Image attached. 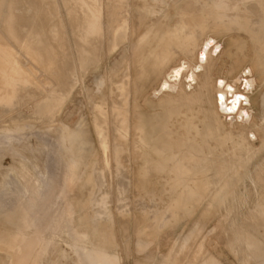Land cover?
<instances>
[{"label":"rangeland","instance_id":"1","mask_svg":"<svg viewBox=\"0 0 264 264\" xmlns=\"http://www.w3.org/2000/svg\"><path fill=\"white\" fill-rule=\"evenodd\" d=\"M0 17V83L25 94L0 102V264H264L243 212L264 193V0H0ZM123 75L117 150L92 129ZM191 145L204 166L181 167Z\"/></svg>","mask_w":264,"mask_h":264},{"label":"bare ground","instance_id":"2","mask_svg":"<svg viewBox=\"0 0 264 264\" xmlns=\"http://www.w3.org/2000/svg\"><path fill=\"white\" fill-rule=\"evenodd\" d=\"M29 12V11H28ZM3 15V14H2ZM2 17V16H1ZM0 17V21H1V18ZM31 21H30V19H22V20H20V25L21 24H27V23H30ZM0 27H1V24H0ZM6 31V30H5ZM18 31V30H17ZM38 31H40L41 32V36L35 41V43H36V45H39L40 46V48H44V47H46V45H47V39H46V35H45V32H43L42 30H39L38 29ZM8 34V36L9 37H11V35L9 34V33H7ZM49 34V33H48ZM160 35V34H159ZM2 38L3 37H1L0 38V46H2V45H4V42L5 41H2ZM94 37L92 36L91 37V39H93ZM119 34L117 33L116 34V37H115V40H114V42H113V44L115 45V43H117V40H119ZM142 41H144V42H146L145 41V39L144 38H141V42ZM13 42V41H12ZM30 42V41H29ZM14 43V42H13ZM27 43V42H26ZM22 44V43H21ZM24 44V43H23ZM29 44V43H28ZM6 47H7V45H5ZM23 46H25V45H23ZM31 46V45H30ZM30 46H28V47H30ZM9 47V46H8ZM11 48L13 47V46H10ZM27 47V48H28ZM100 47V46H99ZM2 48H3V46H2ZM5 48V47H4ZM16 48V47H15ZM21 48V47H20ZM97 48V44L96 43H94L93 44V46H90V48H84V52H83V54H81V57H80V60H81V64L79 65V67H81V69H87V68H89V67H91V66H94V65H96V64H99V62H100V60H102V59H100L101 57V55L98 53V50L96 49ZM0 49H1V47H0ZM6 49V48H5ZM4 49V51H6ZM10 49V48H9ZM13 49V48H12ZM29 50H31V47L30 48H28ZM141 49H142V47H141ZM144 49V48H143ZM11 50V49H10ZM14 50V49H13ZM20 50H24V48L22 49H20ZM3 52V51H2ZM1 52V53H2ZM7 52V51H6ZM102 52V51H101ZM138 52V51H137ZM142 52V51H141ZM140 51L138 52V54L140 55V56H142ZM0 53V54H1ZM11 53H12V50H11V52H9V54H10V56H12L11 55ZM76 53V52H75ZM141 53V54H140ZM8 54V55H9ZM16 54V53H15ZM60 54V53H59ZM143 54H144V52H143ZM2 55V54H1ZM4 55V54H3ZM7 55V54H6ZM36 55V54H35ZM100 55V56H99ZM135 55H137V53L135 54ZM16 56V55H15ZM14 56V57H15ZM32 56H34L33 54H32ZM2 57V59H3V56H1ZM20 57V56H19ZM38 56H36V58H37ZM137 57L138 56H136L135 57V59L137 60ZM143 57V56H142ZM142 57H141V59H142ZM5 58H8V57H5ZM12 58V57H11ZM33 58V57H32ZM140 58V57H139ZM144 58V57H143ZM1 59V58H0ZM38 59H39V57H38ZM133 59H134V57H133ZM145 59V58H144ZM144 59H142V60H144ZM5 60V59H4ZM3 60V61H4ZM8 60H10V58H8ZM15 60V59H14ZM19 60V59H18ZM142 60H139V61H141L142 62ZM0 61H2V60H0ZM2 61V62H3ZM20 61V60H19ZM39 61V60H38ZM135 60H133V62H134ZM5 62V61H4ZM7 62V61H6ZM5 62V63H6ZM11 62V63H10ZM10 62H9V64H12V59L10 60ZM56 62V61H55ZM77 62H78V60H77ZM140 62V63H141ZM15 63L17 64V61H15ZM19 63V62H18ZM144 63V62H143ZM8 64V65H9ZM20 64V63H19ZM36 64V63H35ZM45 64H47V63H44V65ZM50 64V63H49ZM137 64H139V62H137ZM5 65V64H4ZM8 65H7V63H6V65L5 66H7V68H8ZM15 65V64H14ZM41 65V64H40ZM52 65V64H51ZM77 65V66H78ZM134 65V64H133ZM140 65L141 64H139L138 66H139V69H140ZM143 65V64H142ZM4 66V67H5ZM16 66V65H15ZM76 66V68H78ZM2 67V66H1ZM0 67V68H1ZM14 67V66H13ZM13 67H10V68H13ZM18 67V66H17ZM20 67H21V65H20ZM23 67V66H22ZM21 67V68H22ZM142 67V66H141ZM6 68V67H5ZM9 68V69H10ZM44 68H46V67H44ZM55 68V67H54ZM135 68V67H134ZM1 69H3V68H1ZM25 69V68H24ZM24 69L22 68V70H23V72H24ZM79 69V68H78ZM80 69V70H81ZM137 69V68H136ZM5 70H8V69H5ZM28 70V69H27ZM31 70V69H30ZM50 70V69H49ZM142 70H143V68H142ZM141 70V71H142ZM3 71V73L5 74V71L4 70H2ZM10 71V70H9ZM11 71H13V70H11ZM10 71V72H11ZM16 71V70H15ZM33 71V70H32ZM67 74H69V75H71V73H72V67L71 66H69L68 68H67ZM77 71V70H76ZM137 71V70H136ZM140 71V70H139ZM14 72V71H13ZM18 72H19V69H18ZM17 72V73H18ZM22 72V71H21ZM22 72V73H23ZM27 72V71H26ZM31 72V71H30ZM75 72V71H74ZM78 72H79V70H78ZM78 72H77V74H78ZM82 72H83V70H82ZM2 73V72H1ZM2 73V74H3ZM7 73H9V72H7ZM17 73H14L15 74V77L17 78L18 76H16V74ZM135 73V72H134ZM1 74V76L2 77H4V74L2 75ZM9 74H11V73H9ZM9 74H7V75H9ZM24 74H26L25 72H24ZM28 74V73H27ZM137 74V73H136ZM138 74H139V72H138ZM140 74H142V73H140ZM22 75V74H21ZM31 75V74H30ZM51 75V74H50ZM79 75H81L80 74V72H79ZM6 76V75H5ZM12 76V75H11ZM2 77L0 78V79H2ZM10 77V76H9ZM14 77V76H13ZM80 77V76H79ZM137 77H138V75H137ZM5 79V78H4ZM11 79H12V77H11ZM21 79V78H20ZM135 79V78H134ZM14 80V79H13ZM24 80V79H23ZM22 80V81H23ZM80 81L82 80V79H79ZM1 81V80H0ZM8 81H10V80H7V82H5V84L7 83V86H8ZM18 81V80H17ZM26 81H27V79H26ZM25 81V82H26ZM30 81V80H29ZM32 81V80H31ZM31 81L29 82V83H31ZM34 81V80H33ZM32 81V82H33ZM4 82H1L0 84H2V83H4ZM12 81H10L9 83H11ZM14 82V81H13ZM78 82V81H77ZM19 83H20V81H19ZM24 83V82H23ZM27 83V82H26ZM113 83L115 84V87H116V89L118 90V94H120V104L119 105H117L113 110H114V117H113V119H111V122L110 123H108V121H107V111L106 110H104L102 107H99L97 110H95L94 112H95V114H94V125H93V128L94 129H92V130H94L95 131V134H96V136L98 137V139H99V141L101 142V144H102V146L104 147L105 145H106V140H107V136H108V132H109V126H110V124H111V127H112V138H113V142H114V147H116L117 148V150L118 149H121V148H124L125 147V140H124V136H122V133H124V131H126V129H127V127H128V124H127V119H126V115H125V112H123V109H122V106H123V104H124V106H125V104H127L128 103V99L126 98V94H125V92H126V89H127V86H128V82H127V77H126V75H123V77H121V79L120 80H118V81H113ZM11 84H13V83H11ZM9 85V87H8V91L6 90V88H7V86H3L4 88H2L1 86H0V102H3V103H5L4 104V106H6V102L7 103H9L10 101H12L14 98H16L17 97V95L18 94H20L21 95V93H20V90H19V93H18V89H17V87H16V85ZM16 84V83H15ZM135 84V83H134ZM20 86V85H19ZM22 86V85H21ZM26 86V85H25ZM52 86H53V84H52ZM55 86V85H54ZM137 86V85H136ZM135 85H134V87H136ZM24 87V86H23ZM27 87V86H26ZM26 87H24V89L26 88ZM19 88V87H18ZM53 88H55V87H53ZM138 88V87H137ZM137 88H136V90H137ZM4 89L6 90V94H4L3 92H5L4 91ZM17 89V90H16ZM29 89V88H28ZM55 90V89H54ZM135 90V91H136ZM23 92H24V90H22ZM27 90H25V92H26ZM24 92V93H25ZM29 92H31V91H29ZM68 92V91H67ZM73 92V91H72ZM114 92V91H113ZM137 92H138V90H137ZM18 93V94H17ZM23 94V93H22ZM29 94V93H28ZM57 94H59V93H57ZM116 95H117V93H115ZM19 95V96H20ZM23 95H25V94H23ZM26 95H27V93H26ZM34 95H35V93H34ZM33 95V96H34ZM39 96V95H38ZM118 96V95H117ZM21 97H22V95H21ZM20 97V98H21ZM25 98V97H24ZM33 98H35V97H33ZM32 98V99H33ZM65 98V97H64ZM63 98V99H64ZM23 99V98H22ZM59 99V98H58ZM62 99V98H61ZM114 99V98H113ZM116 99V98H115ZM61 101V100H60ZM164 101V100H163ZM116 102V101H115ZM2 104V103H1ZM0 104V105H1ZM12 104V103H11ZM134 104H136V102L134 103ZM4 106H2V108L4 107ZM8 106H9V104H8ZM57 106V105H56ZM111 106V105H110ZM134 106H136V105H134ZM166 106V105H165ZM126 107V106H125ZM138 107V106H137ZM134 108H136V107H134ZM169 108V107H168ZM108 109V108H107ZM136 109H138V108H136ZM167 109V108H166ZM109 111V110H108ZM125 111H126V109H125ZM135 111V110H134ZM164 111H167V110H164ZM166 113V112H165ZM167 113H168V111H167ZM134 114V113H133ZM135 114H137V113H135ZM139 114V113H138ZM167 115V114H166ZM168 116V115H167ZM134 118H136L135 117V115H134ZM167 118V117H166ZM137 120V119H136ZM165 120H167V119H165ZM167 122V121H166ZM136 123H138V122H136ZM134 124V125H137V124ZM91 124V123H90ZM139 124V123H138ZM133 126V125H132ZM140 126V125H139ZM133 129H134V127H133ZM206 131V130H205ZM136 132H137V130H136ZM80 137H82V136H80ZM202 137V136H201ZM138 138H140V137H138ZM82 139V138H81ZM139 140H141V139H139ZM136 141V140H135ZM138 141V140H137ZM133 143H134V141H132ZM139 142H141V141H139ZM187 142V141H186ZM138 143V142H137ZM135 144V145H138V144ZM83 144H84V141L83 140H81L79 143H78V146H77V148L79 149V150H82L83 149ZM192 144V143H191ZM182 146H183V144H178V145H176V144H172V145H169V146H167L168 148V150H174L173 148L175 147V148H182ZM193 147H196V146H188V147H186L185 148V150H181V152L180 153H182L181 154V157H182V160H179V163L181 164V167H185V166H188L190 163H197V164H199L200 166H204V161H205V159L203 160V158H202V160H196V158L200 155H198V153H197V151H199V150H197L196 152L193 150ZM137 149H138V147H137ZM179 150V149H178ZM178 153H179V151H178ZM201 157V156H200ZM206 159H208V158H206ZM210 159V158H209ZM93 161V160H92ZM96 161V160H95ZM94 162V161H93ZM97 162V161H96ZM210 163V162H209ZM27 164V163H26ZM91 164H93L92 162H91ZM90 164V165H91ZM95 164V163H94ZM96 167H97V165H96ZM91 168V167H90ZM230 168V167H229ZM96 169L97 168H95L94 169V171H96ZM86 170V169H85ZM92 170V169H91ZM186 171H187V167H186ZM91 172H93V171H91ZM89 173V172H88ZM87 173V174H88ZM84 174V173H83ZM87 174H86V177H88L87 176ZM98 174V175H97ZM96 175V178H97V180H98V182L101 180V176H100V174H99V172L97 173ZM89 175V174H88ZM90 176V175H89ZM188 176V175H187ZM84 178L85 177V175L84 176H81V178ZM85 177V178H86ZM92 177V176H91ZM181 177V176H180ZM90 178V177H89ZM87 180L86 181H88V178H86ZM83 180V179H82ZM80 181L81 183L84 181ZM90 180V179H89ZM92 180V179H91ZM180 180V179H179ZM182 180V179H181ZM185 181H190L189 180V177H187L186 179H184ZM184 180H182V182L181 181H179V182H177V185H179L180 183V185H183L184 184ZM85 182V181H84ZM102 182V181H101ZM92 183V182H91ZM98 184V183H97ZM101 184V183H100ZM92 186V185H91ZM241 186V185H240ZM91 188V187H90ZM259 188V187H258ZM99 189V188H98ZM262 188H260V190H261ZM92 190V189H91ZM252 190V189H251ZM259 190V191H260ZM85 191V190H84ZM88 191H90L89 189H88ZM248 191V190H247ZM253 191V190H252ZM262 192V191H261ZM88 193V192H87ZM87 193H85V194H87ZM251 193V192H250ZM263 193V192H262ZM231 194H232V192H231ZM247 194H249L248 192H247ZM254 195V194H253ZM260 195V194H259ZM252 196V195H251ZM256 198V197H255ZM254 198V199H255ZM84 199H86V198H84ZM104 199L105 198H101L99 201H98V204L101 206V207H103L105 204H106V202L104 201ZM247 200H245V202L243 203V204H245L244 206H246L245 207V210L243 211L244 213H245V211H247V213H249L250 215V217H252V218H249L248 217V219H246L245 220V223L247 222V224H248V226L247 227H245L244 228V231L245 232H248L249 234H251L250 236H251V241H253V243L255 244H257L259 247H261L262 245H264V193L262 194V195H260V197L259 198H257V200L255 201V202H253L254 203V205H250L249 204V198H246ZM82 202H84V200L82 201ZM243 206V207H244ZM89 209V208H88ZM241 209H242V207H241ZM91 210V209H90ZM84 211V210H83ZM119 211H122V210H119ZM126 212V211H125ZM74 213H75V211H74ZM81 213H82V211H81ZM90 213V212H89ZM92 213V212H91ZM90 213V214H91ZM242 213V212H241ZM84 215V214H83ZM79 219V218H78ZM79 220H77V222H78ZM77 222H76V224H77ZM80 222V221H79ZM244 222V221H243ZM83 224V223H82ZM114 224V223H113ZM246 224V225H247ZM123 225V224H122ZM76 226H78V225H76ZM236 227H237V224L235 225ZM238 226H241L240 224L238 225ZM90 227V226H89ZM85 228V227H84ZM76 229H78V228H76ZM80 229V228H79ZM238 229V228H237ZM240 229V228H239ZM243 229V228H242ZM82 230H84V229H82ZM236 231H238V230H236ZM82 232V231H81ZM84 232H86V231H84ZM240 232H241V230H240ZM240 232H238V234H236V236L234 237V241H236L237 239H239L240 237ZM83 233V232H82ZM87 233V232H86ZM86 233H83V236L85 237H87V234ZM89 233V232H88ZM232 233H235V232H233L232 231ZM243 233V232H242ZM247 233V234H248ZM92 234V233H91ZM89 235V234H88ZM113 235H114V233H113ZM245 235V234H244ZM105 236V235H104ZM91 237H93L92 235H91ZM102 237V236H101ZM106 237V236H105ZM107 238V237H106ZM245 238V237H244ZM84 239V238H83ZM104 239V238H103ZM102 239V240H103ZM240 239H243V238H240ZM93 240H95V239H93ZM92 241V240H91ZM114 241V240H113ZM238 241V240H237ZM243 242V241H242ZM97 243V242H96ZM105 243H107V242H105ZM104 243V244H105ZM247 243V242H246ZM100 244V243H99ZM103 244V245H104ZM108 244V243H107ZM98 246V245H97ZM96 246V247H97ZM100 246V245H99ZM99 246L97 247V249L98 250H107L108 249V246H105L104 245V248L102 247H100L99 248ZM112 246V245H111ZM241 246H242V244H241ZM254 246V245H253ZM107 249H106V248ZM113 248V247H112ZM249 249V248H248ZM251 249H252V247H251ZM260 249V248H259ZM258 249V250H259ZM253 250V249H252ZM257 250V251H258ZM260 250H262V249H260ZM253 252V251H252Z\"/></svg>","mask_w":264,"mask_h":264}]
</instances>
